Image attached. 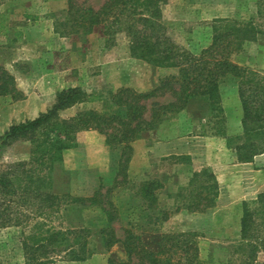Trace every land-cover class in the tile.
<instances>
[{
  "label": "trees",
  "instance_id": "16d2710c",
  "mask_svg": "<svg viewBox=\"0 0 264 264\" xmlns=\"http://www.w3.org/2000/svg\"><path fill=\"white\" fill-rule=\"evenodd\" d=\"M167 0H106L98 8L79 6L68 0L70 34L82 28L85 34L98 33L113 41L116 34L127 38L132 58L152 67L173 69L148 92L120 88L109 94L101 110L79 111L71 117L60 114L70 108L101 102L100 96L87 95L79 88H68L56 94L54 102L32 120L12 125L0 137V154L17 142L29 144L27 160L9 163L0 169V229L18 227L25 264L84 262L97 253L89 239L94 238L101 250L109 252L121 245L126 260L108 264H204L199 260L195 233L164 234L161 224L180 211L203 213L215 206L218 185L214 175L204 168L193 172L185 187L172 196L173 209L165 210L157 203L159 181L140 184L130 198L127 228L122 238L112 223L117 219L108 193L126 180L132 158V143L154 131L170 114H177L192 101H201L216 119V136L226 145L239 163H250L264 154V74L233 63L230 58L245 42L257 41L261 32L249 22L215 20L208 47L192 54L179 47L162 25V7ZM3 0H0V5ZM6 13H0V37L5 49L12 42ZM264 36V35H263ZM2 45H0L1 49ZM6 54L0 53V97L20 98L14 76L5 67ZM237 79V94L242 111L241 135L233 139L225 135V119L220 105L219 83L226 76ZM166 94L168 103L154 101ZM95 131L104 137V144L119 150L113 186L104 194L101 186L90 197L72 196L69 173L63 168V153L77 145L80 133ZM206 132H202L204 135ZM120 177V182L118 178ZM95 207L104 216L105 225L92 230L82 218V210ZM62 218L67 226H54L50 219ZM258 219L260 222H258ZM263 227V232L259 230ZM263 235V236H262ZM240 250L243 264H257L255 257L264 248V193L252 203L243 202L240 218Z\"/></svg>",
  "mask_w": 264,
  "mask_h": 264
},
{
  "label": "rangeland",
  "instance_id": "374dc122",
  "mask_svg": "<svg viewBox=\"0 0 264 264\" xmlns=\"http://www.w3.org/2000/svg\"><path fill=\"white\" fill-rule=\"evenodd\" d=\"M104 1L73 0V3L75 6L98 9ZM67 9L68 0H3L1 3L0 13H6L10 27L8 40L16 41L5 49V39L0 37V53L3 51L6 54L4 65L14 76L16 89L21 95L16 100L11 96L0 97V137L10 126L35 119L45 112L62 90L79 88L87 95L101 97V102L76 105L60 114L62 118H67L79 111L103 109L109 94L120 88L148 92L160 79L176 74L173 69L155 68L132 58L127 38L123 34H116L112 42H106V37L98 33L85 34L82 28L70 34L71 24L66 22L69 19L66 16ZM221 19L236 20L240 24L249 22L261 32L257 41L245 42L230 60L238 66L264 74V0H167L162 7L161 22L168 35L179 47L192 54H198L210 45L212 24ZM219 95L225 119V135L233 139L241 135V125L234 116L237 79L231 75L223 78L219 83ZM171 100L172 96L166 94L154 101L163 104ZM166 118V128L175 138L214 137L221 139L224 142L221 148L224 145L230 153L223 149L220 160H215L211 156L213 152L208 150L210 147L200 145L196 147L199 156L194 159V163L192 159L189 161L181 157L175 161L172 158L171 162L160 163L155 171L133 169L127 173L126 180L120 182L119 177L117 180L120 184L108 193L107 199L117 211L118 217L112 223V228L120 238L124 228H127V220L132 221L137 216L135 213L125 218L123 207L127 199L137 193L140 184L162 179L163 188L157 191V203L160 208L174 210L172 196L186 186L179 185L180 181L187 184L193 171H201L203 164L222 165L223 174L230 175L227 171L235 160L234 153L227 147L225 138L215 135L216 119L211 117L204 102L192 101L187 109ZM202 132L206 133L202 135ZM103 138L95 131L80 133L76 147L64 151L62 165L69 173L68 187L72 196L79 197L74 194V178L79 177L84 183L90 184L92 172L87 169L88 165L95 160L101 164L106 162L105 158L110 159V153L107 155V149L102 146ZM145 140L152 142L150 137ZM28 152L27 142H17L5 148L0 154V169L9 163L27 160ZM254 168V173L251 168L246 171L249 174L247 178L243 175L239 178L242 184L248 182L254 186L252 194L255 199L247 200L246 203L254 202L259 194L264 193V157ZM94 180L101 186L103 194L113 186L106 187L97 175ZM86 187L85 184L77 186V192L86 191ZM242 204L222 201L215 209L206 210L200 215L192 214L196 216L182 210V213L172 214L169 220L161 224L159 231L164 234L195 233L199 260L204 264H243L245 253L240 250ZM83 214L84 218L92 222L86 223L92 230L98 228L100 217L104 219L98 208L83 211ZM50 222L57 227L67 226L62 218L52 217ZM259 230L262 234L263 227ZM20 231L18 227L0 229V264H25ZM89 242L98 250L94 254L98 258L92 263L108 264L110 251L101 250L94 238L89 239ZM112 258L116 262L126 260L122 252ZM255 260L257 264H264V248L257 252ZM135 261L132 264H136Z\"/></svg>",
  "mask_w": 264,
  "mask_h": 264
},
{
  "label": "crops",
  "instance_id": "0c3cea01",
  "mask_svg": "<svg viewBox=\"0 0 264 264\" xmlns=\"http://www.w3.org/2000/svg\"><path fill=\"white\" fill-rule=\"evenodd\" d=\"M237 96L235 97L236 114L234 116L236 120L238 121V123L240 124L242 111L240 110L241 107H240V103L238 102L239 99ZM167 119L168 118H164L163 122L158 126L157 129L147 133L142 139L137 140L132 143L133 154H132L130 163L128 165L127 173L133 171V169L144 171V172L155 171L160 163L171 162L172 158H175V161H176V159H180L182 157V158H186L189 161L192 159L191 162H193L194 159L199 156V154H197L199 152V149L196 147L200 145H203V146L207 145L208 147H210V149L208 150L213 152L211 156L212 157L214 156L215 160H217L218 158L220 160L223 149L230 153V151L227 148H224V145L221 148V145L224 142L221 139H217L214 137H208V136L200 137V138L191 137V138H185V139H181V138L178 139L177 137L175 138L166 128ZM146 137H150L152 142H149V143L146 142L145 140ZM102 141L104 142V138ZM103 142H102L103 148L107 149L106 150L107 155H109L110 153L111 157L110 159L105 158L106 162H103L101 164L100 162H97V160H95L92 162L90 166L88 165L87 169L90 172H92L90 176L91 178L90 184L84 183L82 179H80L79 177L74 178V182H72V186H74V189L76 190V193L74 194H77L79 197H90L98 190L99 185L98 183H96V180H94V177L96 175L101 177L106 187H111L114 183L116 173H117L120 149L113 150L110 147H107ZM217 146H220V147L217 148ZM80 147L81 146H78V148ZM194 148L196 150L195 152H194ZM203 155L204 154H202V156ZM263 157H264V154L256 156L253 159V161L250 163H239V162H236V159L233 160L232 164L228 166L229 169L227 172H229L230 175L226 173L223 174L222 165L217 166L216 164H203V166H201L202 169L209 168L210 172L214 175L216 182L218 184V197L216 198L215 206H217L218 203H221L222 201H226L232 204L233 203L238 204L241 202H245L247 200L255 199V197L252 194V191L254 190V186L248 182H246V184H242V181L240 182L239 178H241L242 175H243L242 177L247 178L246 176H248L249 174L246 173V171L248 172L249 168H251V172L254 173L255 172L254 167H256L258 163H260ZM240 171L241 172L244 171V172L241 174ZM146 180H149V179H146ZM237 181H239L240 183H238ZM159 182L163 184L162 179H160ZM185 183L184 181L183 182L180 181L179 185H183V186L187 185ZM82 184H85L87 186L86 187L87 190L86 191L83 190L82 192L80 191L79 193L77 192L78 190L76 188L77 186H81ZM260 191H263V190H260ZM215 206L213 207L214 209L216 208ZM129 207H130V198L127 199L123 207V211L126 212L125 218L129 216ZM213 208H211L210 210H212ZM88 209L95 210L96 208L90 207L87 209H83L81 212L82 218L84 219L86 223H92L90 222L89 219L84 218L83 211L85 212ZM185 212L188 213L187 211ZM180 213L182 212L180 211ZM192 214L200 215V213H190L189 215H192ZM196 215H192V216H196ZM99 220H98V227L104 226L105 225L104 220L101 217ZM112 248L114 250L113 249L110 250V256H109L110 258L117 257V255L121 252L123 253L121 245H115ZM97 258H98V255H92L89 259H87L84 262H77V263L72 262V264L73 263L74 264H93L92 261L93 260L95 261V259ZM120 258H122L121 255H120Z\"/></svg>",
  "mask_w": 264,
  "mask_h": 264
}]
</instances>
